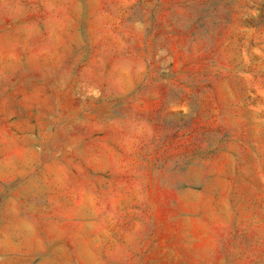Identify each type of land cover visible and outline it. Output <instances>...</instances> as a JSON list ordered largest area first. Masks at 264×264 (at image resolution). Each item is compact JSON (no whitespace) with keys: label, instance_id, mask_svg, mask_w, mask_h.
Returning a JSON list of instances; mask_svg holds the SVG:
<instances>
[{"label":"rangeland","instance_id":"1","mask_svg":"<svg viewBox=\"0 0 264 264\" xmlns=\"http://www.w3.org/2000/svg\"><path fill=\"white\" fill-rule=\"evenodd\" d=\"M0 264H264V0H0Z\"/></svg>","mask_w":264,"mask_h":264}]
</instances>
